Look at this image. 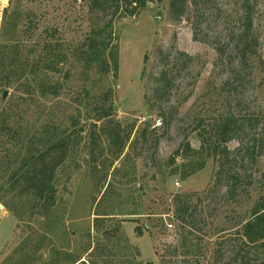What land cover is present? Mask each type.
Masks as SVG:
<instances>
[{
  "label": "rangeland",
  "instance_id": "rangeland-1",
  "mask_svg": "<svg viewBox=\"0 0 264 264\" xmlns=\"http://www.w3.org/2000/svg\"><path fill=\"white\" fill-rule=\"evenodd\" d=\"M89 2L0 0V43L4 24L8 38L16 31L20 41L30 36L21 41L19 57L15 49L6 50L12 60L26 59L32 70L33 50L50 38L62 49L51 48L47 55L66 51L68 56L65 63L47 62L59 83L58 96L42 101L47 109L55 107L54 116L23 114L18 102L12 112L33 132L47 120H78L71 151L55 173L56 201L48 215L31 212L6 191L0 164V264H107L111 258L116 264H224L236 251V224L264 183V145L242 175L251 182L248 194L231 198L227 172L217 175L210 126L228 106L236 117L260 115L258 127L244 130L264 139V0H197L179 21L170 19L168 0H143L136 15L113 20L117 41L103 55L109 65L104 75L93 54L75 52L97 21ZM55 29L58 34L51 36ZM242 33L254 56L239 63L234 46ZM160 71L166 83L155 90ZM15 85L0 89V106L18 94ZM105 93L112 118L131 133L116 158L98 122L100 149L93 160L83 147ZM198 134L205 139L202 147ZM185 142L193 151H182ZM238 144L232 140L227 146L233 150ZM176 200L188 208L185 215L175 216ZM188 213L195 222L189 230ZM135 226L142 228L141 236ZM181 237L192 245L187 257L173 254L174 248L181 252ZM124 243L133 248L131 254L122 249ZM249 254L253 261L255 250Z\"/></svg>",
  "mask_w": 264,
  "mask_h": 264
},
{
  "label": "trees",
  "instance_id": "trees-1",
  "mask_svg": "<svg viewBox=\"0 0 264 264\" xmlns=\"http://www.w3.org/2000/svg\"><path fill=\"white\" fill-rule=\"evenodd\" d=\"M197 4V0H168L170 19L173 21L186 19L190 8L192 6L196 8ZM142 5L143 0H136L134 3L131 0H90L88 11L91 15H94V19L97 21L83 44L78 45L75 52L81 51L83 54H93L96 70L100 75L106 74L109 65L103 55L109 48L112 51L117 41L111 27L113 20L122 15H136L138 8ZM241 9L243 14L246 15L248 12L247 7L242 6ZM6 11L7 8L4 12L6 13ZM5 25L1 34L3 42L0 43V49H3L0 56V89H6L16 83L14 91H17L18 94L14 95V93L7 103L0 106V146H3L0 164L4 165L3 174L7 177L3 182V186L6 187V191L11 193L13 198H18L31 212L35 210L33 213L43 217L48 215L55 205V173L64 164L71 151V145L77 132L78 120L76 118L69 122L65 119L60 121L47 120L42 123L40 130L33 132L26 124L22 123V116L18 118L12 111L20 103L22 108L19 111H22L23 114L28 111L32 114L38 112V116L43 113V118H52L54 115L51 111L55 107L51 106L47 109L42 101L47 97L55 98L58 96L59 83L49 75L51 73L49 71H54L50 65L51 63H56V65L65 63L68 56L66 51H62L55 55L58 59L52 61L51 59L55 56L47 55V53L51 48L62 49V44L59 40L50 38L38 52L33 50L35 51L32 57V59H35L32 60L34 66L32 70H27L28 62L26 59L24 61L12 60L10 52L7 53L6 50L15 49V56L19 57L22 46L21 41H29L30 36L23 35L24 38L20 41L16 31L13 36L8 38V35L4 34ZM25 31H23V34ZM55 34H58L56 29L50 33L51 36ZM193 39H197L195 29ZM250 43V40H247L243 33L237 37V43L234 47L239 63H244L251 56H254V53L249 50ZM48 61L50 65L47 63ZM15 71L17 76H14V79L9 78L11 77L10 74L12 72L14 74ZM165 81V72L160 71L155 90L160 87L163 88ZM106 95L107 93L101 97L100 113L91 124L92 131L89 133L83 147L86 157H91L93 160L95 159V151L100 149V134L96 133L95 130L98 122H100L98 126L100 133L106 136L108 145L112 148L116 158L122 154L131 133L130 130L125 129L112 118V106ZM14 98H16L15 102L12 100ZM28 99H35L36 103H31ZM246 115L245 117H236L227 106L210 126L212 133L210 151L214 154L218 167L217 175L227 172L226 193L231 198L239 193L248 194L247 189L251 182L243 178L242 175L246 171V165L253 164L262 153L264 145V139L257 137L255 134L249 136L247 131L251 127L256 128L260 125V115L252 113ZM245 127H248V129L244 130ZM263 127L264 125H261L260 129L262 130ZM198 136L202 147L205 139L200 134ZM232 140L237 141L239 144L235 149L230 150L227 144ZM182 151L187 153L193 150L189 143L185 142ZM235 165H237V168H235ZM259 187L257 197L250 204L246 215L236 224L239 226V230L236 231L238 241L236 251L224 264H264V183L260 184ZM175 207V216H178L179 212L185 215L188 209L177 200ZM188 214L184 227L189 230L195 228V222L192 215ZM97 219L100 218H96L95 224ZM134 232L141 236L143 231L140 226H135ZM104 237L108 238L109 235L105 234ZM180 247L182 248L181 252L174 248L173 254L176 256L178 253H182L183 257H187L188 250L192 248V245H187L184 238L181 237ZM250 248H253L256 254L253 261L249 256ZM97 249L98 244L92 248L91 253H94ZM122 249L130 254L133 250L128 243L122 244ZM115 260L116 258H111L107 264L113 262L116 264ZM75 263L76 261L72 264Z\"/></svg>",
  "mask_w": 264,
  "mask_h": 264
},
{
  "label": "built area",
  "instance_id": "built-area-1",
  "mask_svg": "<svg viewBox=\"0 0 264 264\" xmlns=\"http://www.w3.org/2000/svg\"><path fill=\"white\" fill-rule=\"evenodd\" d=\"M160 124H161L160 121H158L156 125H157V126H160Z\"/></svg>",
  "mask_w": 264,
  "mask_h": 264
},
{
  "label": "water",
  "instance_id": "water-1",
  "mask_svg": "<svg viewBox=\"0 0 264 264\" xmlns=\"http://www.w3.org/2000/svg\"><path fill=\"white\" fill-rule=\"evenodd\" d=\"M132 2H134V0H131ZM3 95H5V92H4V94Z\"/></svg>",
  "mask_w": 264,
  "mask_h": 264
}]
</instances>
